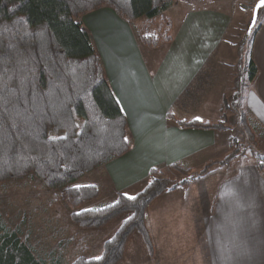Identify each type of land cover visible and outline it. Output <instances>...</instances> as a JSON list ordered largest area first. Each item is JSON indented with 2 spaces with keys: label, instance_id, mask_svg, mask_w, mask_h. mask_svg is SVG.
Wrapping results in <instances>:
<instances>
[{
  "label": "trees",
  "instance_id": "trees-1",
  "mask_svg": "<svg viewBox=\"0 0 264 264\" xmlns=\"http://www.w3.org/2000/svg\"><path fill=\"white\" fill-rule=\"evenodd\" d=\"M173 3L174 0H0V184L31 178L49 190L62 191L63 198L76 209L72 221L82 230L102 229L126 217L115 235L104 243L101 256L85 257L86 247L69 264H122L135 233L142 235L153 255L154 245L146 226L148 207L164 193L196 179L193 174L175 181L154 168L149 183L133 196L135 200L118 193L113 203L95 208L85 207L99 198V187L76 185L86 175L124 156L132 146L126 114L83 17L110 8L133 24L144 46L157 48L174 39L173 22L165 14ZM263 18L259 11L252 32L240 42L238 61L253 55ZM246 64L248 80L253 82L258 68L253 58ZM243 83L237 78L240 95ZM241 100L239 96L234 99L238 127L243 138L256 143L251 123L239 110ZM168 118L182 128L228 129L223 121H184L172 114ZM233 142L237 143L236 139ZM237 154L236 146L224 160L209 163L197 177L215 164H229ZM254 155L258 169L264 173V156ZM172 167L182 174L192 173L177 164ZM49 263L62 264L59 258L51 262L38 258L0 213V264Z\"/></svg>",
  "mask_w": 264,
  "mask_h": 264
},
{
  "label": "crops",
  "instance_id": "crops-1",
  "mask_svg": "<svg viewBox=\"0 0 264 264\" xmlns=\"http://www.w3.org/2000/svg\"><path fill=\"white\" fill-rule=\"evenodd\" d=\"M238 2L174 0L168 10L174 39L157 48L144 46L133 24L110 8L83 17L132 137L124 156L101 167L118 193L145 187L154 168L179 179L173 165L203 168L225 151L219 143L226 130L182 128L168 115L221 122L216 118L226 93L220 80L227 73L222 62L238 29ZM253 59L258 75L246 104L264 124V18ZM225 136L230 144V136ZM217 166L238 171L215 186L210 197L205 191L194 196L197 181L158 197L146 217L154 254L138 247L132 253L142 260L129 261L128 244L122 264H264V173L255 161Z\"/></svg>",
  "mask_w": 264,
  "mask_h": 264
},
{
  "label": "rangeland",
  "instance_id": "rangeland-1",
  "mask_svg": "<svg viewBox=\"0 0 264 264\" xmlns=\"http://www.w3.org/2000/svg\"><path fill=\"white\" fill-rule=\"evenodd\" d=\"M256 3V0H239L236 4L234 9H236L239 22L237 26L238 29L235 34H232L231 45L228 47L230 51L228 58L226 60L224 59L222 62L224 63L222 64L223 67H225L224 72L227 73L225 78L220 80V85L222 91L226 94L223 99L224 109L221 110L216 119L218 121H223L228 126V129H226V134L223 133L225 140L219 143V146L224 148L225 151H222V154H216L215 161L224 160L237 146L239 147V154L231 161L232 166L239 165L246 161L256 162L257 158L254 155L255 153H261L264 156V124L260 117L246 104V98L250 90L255 87V82H250L248 80V74L245 71L246 63H249L253 55H247L246 57L242 56V58L240 57L241 60L238 61V48L241 40L250 27ZM250 4L253 8L248 7ZM225 8H229L231 11L234 10L230 7ZM172 12L173 11H170V14H172ZM260 12L262 16V14H264V7ZM165 14L169 16L168 11ZM237 78L241 82H244L241 95L236 87ZM238 96L242 98L239 102V110L246 114L248 122L251 123L256 143L254 141L250 142L251 140H248L246 137L243 138L240 132L241 130L238 127L237 113L234 110L236 109L234 99ZM218 101H220V99ZM225 135H227V137L228 135L230 136V144L225 143ZM234 139H236L237 143L233 142ZM245 149L248 151L243 153ZM208 164H206V166ZM206 166L202 165L203 168L193 169L191 174H182L175 171L177 174L179 173V179L164 175L175 181H183L194 174L196 179L193 181H197L195 185L197 184L196 186H198L195 187L196 189H193L194 196L196 194L200 195L205 191L209 193L210 197L213 189H216L214 188L215 186L225 181L226 177H230L232 173L238 171L231 169L219 170L220 166L215 164L210 167L204 175L197 177ZM107 177V171L101 168L76 182L78 186L95 184L100 189L99 198L89 203L85 208L109 205L117 199L118 192L114 190V184L110 181V178L107 179ZM145 187L140 189V187L138 188L137 186L133 191L123 193L134 196ZM75 211L76 209L63 198L62 191L49 190L38 179L26 178L0 184V213L7 224L12 229L16 230L27 242L35 255L44 261L51 262L59 258L60 263L69 264L74 261L78 255H81L80 252L82 248L86 247L87 251L84 253L85 257L97 258L101 256L104 243L115 235L126 218L125 216L119 217L102 229L82 230L72 221L71 216ZM128 244L130 249H132L131 253L134 251L137 252L135 248H146L145 241L139 233H135ZM187 246L192 245L189 244L184 247ZM130 259H134V261L137 259L140 261L142 257L133 253L129 256L128 250V260L130 261ZM146 259H149V255H147L144 260Z\"/></svg>",
  "mask_w": 264,
  "mask_h": 264
},
{
  "label": "water",
  "instance_id": "water-1",
  "mask_svg": "<svg viewBox=\"0 0 264 264\" xmlns=\"http://www.w3.org/2000/svg\"><path fill=\"white\" fill-rule=\"evenodd\" d=\"M264 7V0H259L254 8V14L252 17V21L250 24V27L248 29L247 35H250V33L252 32L253 28L255 27L256 23H257V19H258V14L259 11Z\"/></svg>",
  "mask_w": 264,
  "mask_h": 264
},
{
  "label": "snow or ice",
  "instance_id": "snow-or-ice-1",
  "mask_svg": "<svg viewBox=\"0 0 264 264\" xmlns=\"http://www.w3.org/2000/svg\"><path fill=\"white\" fill-rule=\"evenodd\" d=\"M196 119H197V120H200L201 118H200V117H197ZM128 198L131 199V200H135V199H136V198L133 197V196H129Z\"/></svg>",
  "mask_w": 264,
  "mask_h": 264
}]
</instances>
